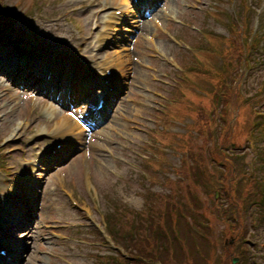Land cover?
Wrapping results in <instances>:
<instances>
[{
    "label": "rangeland",
    "instance_id": "obj_1",
    "mask_svg": "<svg viewBox=\"0 0 264 264\" xmlns=\"http://www.w3.org/2000/svg\"><path fill=\"white\" fill-rule=\"evenodd\" d=\"M1 1H4L6 5L2 6ZM121 1L123 2V0H114L112 3H121ZM126 1V3L128 4V0ZM31 3H38V5H40V8L46 5L49 6L47 8H43L42 11H40ZM69 3V0H25L23 2L22 0H0V9L4 7L5 9L3 8L2 11H6L5 15L0 16V30L2 29L1 33H5L8 30L6 26L17 22L18 26L21 29L31 34V37L34 38L37 44L44 45L47 48H50V46L58 47L55 40L59 39L61 41H64L63 34H65L67 37L66 46L57 49L64 50L65 52L69 51L70 47L68 46V44L70 43V35L64 32V27L60 28L59 25L65 22L64 26L68 28L70 34L73 33V35L76 29H79L80 31L85 29L90 31V27H92L93 25V23L90 26H87L85 24L84 17L86 15V10L82 9V6L71 3V5H67ZM249 3L253 8L252 13L249 16L251 27L257 28L259 31H261L262 28L264 29V22H262L260 26L258 25L256 10L260 8V6H262L264 16V0H250ZM249 3H247V6H250ZM239 4L240 0H237L236 2H232L230 0L228 3L227 0H170L169 2H167L168 7L172 11H174L176 15L179 16V18H183L184 20H186L189 25L194 24L192 27H180L176 25L172 26L173 34L177 37L187 39L188 44L192 45L193 49L191 51H188L183 48L182 45L179 46L175 41L165 38L163 35H159L160 42L172 54H174V56L181 63L191 57L194 58V54L197 52V46L203 44L206 35H208L211 41L217 43H219V39L216 35L224 37L229 35L230 31L227 26L228 17L232 16V11L237 9ZM56 5L61 6L57 7ZM69 6L70 8L76 9V11L72 12L71 17L68 16L67 19L66 17H63L61 21H58L60 20V14H49L46 12L54 8H68ZM41 15L43 16L44 21L41 20ZM12 29L17 30L16 27ZM122 29L123 28L119 30ZM126 29H129V27L124 28V30ZM130 30L132 29L130 28ZM119 35H117V38H124L123 32L119 33ZM137 36L139 35L137 34ZM9 45L12 47L17 46L16 42L14 41H11ZM2 46L3 44L0 42V49L2 48ZM5 47H7L6 44ZM144 48L146 49V47ZM194 49L195 51H193ZM7 50V56H0V62H2L3 59H11V57L15 55L14 53L10 52L9 49ZM115 50L116 49H112L111 52H116ZM130 52L132 55H134L133 50H130ZM154 65L159 67L155 63ZM45 66L47 69H51L53 72V83L51 84L50 89L56 90V79L63 73L65 69H67V64L63 59L56 55V60L53 65L49 63V65L45 64ZM169 73L172 78H175L174 73L176 72L172 69V66L168 61H165L158 68L157 72H152L151 74L149 73V75L145 74V76L142 78L139 77V71L133 69V66H129L126 69V76L128 81H125V83L127 89L125 90L124 97L120 100L119 105L120 113L124 116V119L118 118V123L116 122L115 128L119 129L118 131H122L123 136L126 140L137 142L135 145H133L135 154L134 156H131V152L129 150L124 149L125 146H127V144L129 143L126 141H122L124 145L120 146V138L117 135V131L107 128L105 131L93 134L92 139L86 140L84 145L81 144L80 146L79 144L78 147L74 146L75 151L71 153L70 156L66 155L64 166L61 167L60 172L55 176L50 175L52 172L51 170H46L42 167H39L38 169L32 168L34 166L27 167L26 171L24 172L23 170H18L20 169V165L16 160L10 161L11 164L17 165L18 168L16 172V180L10 181L7 187L9 188L8 192H6V188L0 184V193L4 195L13 194L15 193L16 188L19 187V190H17V192L22 195L21 199L19 200L20 203H24L30 197V194L26 192V190H28L31 183L41 182L44 187V184L46 182H48V185H51L52 182H55L52 188L56 187L59 182H64L65 185V189H63L61 194L51 195L47 193V188H44V190L41 192V195H39V214H36L34 217L37 223L34 235H31L29 233L27 222L24 219H22L20 224L17 225L16 229L20 230L19 233L28 231L25 237H21V239L24 238L21 244L22 248L28 249L26 252H22V254L19 256V261H17V258L15 257V263L98 264L99 261L96 260L94 255H102L99 254L97 250L104 251V249L94 248L96 247V245H94L93 243L88 244L85 241H81L83 238L89 240L92 239V232L88 230L90 228L88 224L86 226L83 225L81 215L77 213L75 211L76 209L68 202L66 194L73 195L78 191L84 192L85 196L82 194L81 198L85 201V205L87 206V208L90 209L95 216L104 217L107 213H110L112 209L111 207L114 205L113 203L120 202L126 204L127 207L130 208V210H134L135 212L144 209L145 202L142 194H144L146 190L159 191L162 193L168 192V187L166 185L168 181H166L165 177H170V179L179 178L177 176V173L180 172L179 167L181 165V155L179 153L183 154V151L188 150L187 144L184 145L183 151L181 149V147H183L182 141H186V138L184 137L183 139H181L180 136H174L168 141L167 139H163V141L161 139H154L152 142H150L151 139L148 136L147 131L151 130L154 125L152 124V122H149L148 120L143 118L155 115L154 112L157 106L156 102L162 100L161 98H159L158 93L163 92L165 94L166 89H168L166 86L159 84V82L163 81L161 80L162 77H166ZM65 81L66 79L60 81V91L63 89ZM145 85H148L151 88L150 93H144V91L142 90V87H144ZM22 86L23 85H21V88H19L18 86L13 85V83L9 81L8 77H0V123H2V130L0 131V146L5 149V152L8 149V147H6L7 143L12 139H22L23 141L25 131L27 130H31L33 133L30 139V142H33L31 148L36 147L34 146V144L37 143V141H40L36 140L39 137H35L36 127L41 126V129H43L44 125L48 123L47 118L49 115H45V112L39 113V111L40 109H42L43 105L51 104V101L45 96H39V94L37 95L39 88L36 91H31L23 89ZM4 87H10L12 88V91L7 93V91L4 90ZM258 90H261L262 93L257 92V94H251L255 99V101L250 100V102L252 103L251 106L257 107L261 112L264 113V106L260 104V101H257V97L260 94L264 93V86L258 85L257 91ZM191 91L194 93L195 99L197 101L199 99L201 100L200 104L207 103L208 96L200 97L198 93L193 90ZM145 99H147V102L144 103L145 106L140 105L139 103H143V100ZM192 99L194 100V97H192ZM192 106H194V104H192ZM183 107L184 111L182 112L180 119L183 123H186L187 127L186 129L183 125H181L180 128L177 127L176 131L180 133H185L186 131H188L190 129L189 124L193 121L194 118L199 116V112L196 110L198 109V107L191 109L186 105V103L183 105ZM132 108H134L136 111L132 112ZM245 108H247V105H242L238 110V114L242 113V121L245 120V118L249 117V113L247 111H243L245 110ZM55 117L56 120H58L59 114H57ZM226 122L230 123V126H222L221 123H214L212 126L208 127L205 131L202 132V134L206 136L205 145L209 144V140L207 138L209 137L211 140L210 146L213 148L215 155L219 157L220 160L217 161V164L214 166H211V163L208 162H206V164H198L195 167V181H189L188 185L193 186L199 182L210 180L215 182L218 185V188H221V185L225 186L226 189L228 188L231 191V194L234 197L240 198L239 196H237L235 185L233 184L237 181V179L232 175V172L234 171L238 176V182H240L237 188H240L241 194L244 195V192L246 191L247 195L249 189L260 190L261 188L257 182L253 181V178H255V180L257 181L259 178L263 180V177L259 175H256V177L252 176L253 174L249 172V167L252 166L251 163L256 162L257 165L260 163L258 161V156L261 155L260 153L262 149H264V119H261L260 117L257 118L255 116L252 120H250L248 140H245L243 142L245 145L240 144L241 146L238 147V145L235 144V147L233 149H226L227 153L220 152L218 147L215 146L216 136L219 133L224 136L227 135L229 137H234L230 132L231 122L229 118H227ZM254 122L257 123L255 124ZM23 124L26 128L21 137L13 138V136H10L13 135L14 129ZM51 124L53 125V123ZM197 128L198 127L196 124H193V126H191V130H196ZM215 131L217 132L215 133ZM195 139L198 141L200 139L199 135L195 136ZM41 140H43V143H39V145L45 146L47 142L44 140V138H42ZM188 141L190 143L196 142L194 139H189ZM252 142L254 144H251ZM158 144L165 149L171 148L172 146L180 148L177 150V152L176 150H167V152L165 151V158L167 160L165 159L166 164L163 167L166 171L159 174V176L157 177L159 181L156 184H152V182L149 183L143 177L141 172L142 170L144 174V169H142L144 157L151 154L148 150L144 149L142 145H144V147L148 146L153 148ZM105 145H109L110 147H114L116 149V151H114V157L108 156L107 153L103 150ZM87 150L92 153L91 165L93 166L94 175L91 179V185L95 184V187L90 190L89 193L88 182H84L85 176L79 163L80 155ZM196 152H199L197 148ZM124 155L134 163L133 166L131 165V163H126V161L124 160ZM230 160H239V163L236 165V170L234 169ZM150 166L158 168L160 167L153 165ZM104 167L107 168L105 169ZM262 168L263 167H259L258 169L262 170L261 175L264 176V170ZM61 173L64 176L58 179ZM225 174H227L228 178L224 179ZM20 176H23V179H21L20 182H17ZM253 182L256 184L254 185ZM169 186L171 185L169 184ZM256 195L257 193L255 194V196ZM201 197L202 201L206 202V207H208L209 205H211L209 203V200L213 199V191L211 192L209 187L205 186L201 189ZM19 206L20 205L18 204L13 205L14 208H17ZM177 206L179 207V204H177ZM218 207H221V205H218ZM29 215H31V212H29ZM1 219L2 212L0 208V220ZM84 220L87 222L86 219ZM135 223L143 224V221H137ZM46 224L49 226H45ZM61 224L63 228H60ZM75 224L77 225L76 230H73L71 232L73 238L72 241L64 242L63 238H58L56 236H66V234H70V232H68L67 230L75 226ZM23 227L26 228L23 229ZM220 227H224L222 222H217L215 226H213V231L215 233L213 237L215 246L211 258V264H215L216 256L222 253L221 242L225 237L221 236L220 232L216 233L217 228ZM42 229H45L49 233L48 235H46L48 240L45 242L41 237ZM55 229H62L63 231L55 234L52 232V230ZM131 231L135 232L134 229H131ZM145 235H147L146 231ZM260 235L262 236L260 241L255 240V242H253L252 246L250 247L249 251L251 259L248 262L249 264H258L256 263V259H258V257L255 248L257 246L264 247V233L260 231ZM19 237L20 236H15L14 239H17ZM133 238L134 236H131L126 239L122 235V233H120L117 241L120 245L130 244V247H133L135 250L136 240H132ZM255 244L257 245L254 246ZM144 246L148 250H152L153 252L159 254L158 249L154 246V244H144ZM121 248L127 250L124 247ZM233 252L234 255L242 256L240 253L239 244H235V246L233 247Z\"/></svg>",
    "mask_w": 264,
    "mask_h": 264
},
{
    "label": "bare ground",
    "instance_id": "obj_2",
    "mask_svg": "<svg viewBox=\"0 0 264 264\" xmlns=\"http://www.w3.org/2000/svg\"><path fill=\"white\" fill-rule=\"evenodd\" d=\"M80 0H74L73 3H77ZM92 5V3H91ZM91 20V17H90ZM17 28V30H13L12 28ZM151 27V26H149ZM153 27V26H152ZM23 31V32H22ZM109 39V37H106ZM3 41L6 43H9L10 41L17 42L18 40H21V44L24 45L25 49H18L16 47L11 46V51L14 53V57L11 59H3L2 62H0V76L2 77H9L8 74L13 75L18 82L23 83L25 85L30 86V88H34L37 85L36 78L39 76V72L36 74L29 72V66H26L27 63L31 62L33 59L32 57H36L38 55L34 54L37 51L38 44L35 42V40L31 37V34L27 33V31L21 29L17 23H13L9 26L8 30L4 33L2 37ZM93 46V42H88L85 44L84 52L91 53V47ZM122 51L125 50V48H121ZM5 53H8V50L5 51ZM32 53V57H30V54ZM91 55V54H90ZM1 56V53H0ZM42 56V55H41ZM66 57L69 60V67L67 74L72 75V71L74 66L78 65L77 60L74 58V56ZM96 57V56H95ZM93 55H91V59L93 60L95 58ZM39 57L35 58L34 63L37 61ZM70 58V59H69ZM72 61V62H71ZM143 74H145L144 71L141 70ZM10 81V80H9ZM11 82V81H10ZM59 103H63V98H60L58 100ZM55 107V106H54ZM57 107L56 110L49 108L48 105H44L42 108V111H47L49 114L53 115L54 113H57ZM88 113V112H86ZM73 117H67L65 115L61 116L60 119L56 122L55 128L51 132L45 131L49 135H53L55 137H65L69 138V136L72 134V132H75L79 129V122L76 119H72ZM24 126L18 127L15 129V137L19 136L22 133V129ZM77 138H79L77 136ZM68 144V142H67Z\"/></svg>",
    "mask_w": 264,
    "mask_h": 264
}]
</instances>
